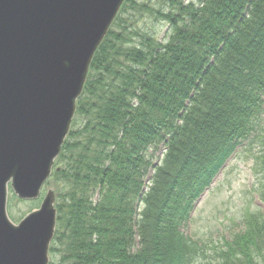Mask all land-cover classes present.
Returning a JSON list of instances; mask_svg holds the SVG:
<instances>
[{
    "label": "trees",
    "instance_id": "trees-1",
    "mask_svg": "<svg viewBox=\"0 0 264 264\" xmlns=\"http://www.w3.org/2000/svg\"><path fill=\"white\" fill-rule=\"evenodd\" d=\"M162 1L164 42L129 31L122 14L140 5L127 0L93 59L52 177L51 264H264L260 207L219 246L182 231L227 160L259 136L264 0Z\"/></svg>",
    "mask_w": 264,
    "mask_h": 264
},
{
    "label": "water",
    "instance_id": "water-1",
    "mask_svg": "<svg viewBox=\"0 0 264 264\" xmlns=\"http://www.w3.org/2000/svg\"><path fill=\"white\" fill-rule=\"evenodd\" d=\"M125 0H0V264H49L56 194L18 225L9 189L40 197L93 58Z\"/></svg>",
    "mask_w": 264,
    "mask_h": 264
},
{
    "label": "rangeland",
    "instance_id": "rangeland-1",
    "mask_svg": "<svg viewBox=\"0 0 264 264\" xmlns=\"http://www.w3.org/2000/svg\"><path fill=\"white\" fill-rule=\"evenodd\" d=\"M140 7L128 14H122L131 26L129 31L134 34H156L159 41L169 37V24L163 21L159 11L164 9L162 0H136ZM120 12L121 14L124 4ZM144 9H142V7ZM145 8H148L145 9ZM127 12V13H128ZM140 39L133 38V44ZM99 50V49H98ZM264 125V112L258 120ZM261 132V133H260ZM259 136L247 143L246 147L237 151L234 159L218 176L211 190L200 201L191 221L182 229L191 242H202L219 246L225 238L230 240L232 235L241 230V219L246 211H254L257 205L264 212V202L260 198V188L264 179L262 171L264 160H260L264 128ZM163 149L157 157H161ZM53 187V186H52ZM50 187V188H52ZM54 188V187H53ZM47 189L44 188L39 200H20L10 191L8 214L14 223H18L32 211L39 208ZM59 260V256L56 257ZM52 262L54 258L51 257Z\"/></svg>",
    "mask_w": 264,
    "mask_h": 264
}]
</instances>
